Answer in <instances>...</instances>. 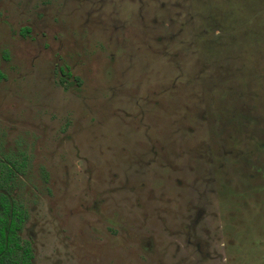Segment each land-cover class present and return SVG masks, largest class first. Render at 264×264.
Instances as JSON below:
<instances>
[{"label": "rangeland", "instance_id": "rangeland-1", "mask_svg": "<svg viewBox=\"0 0 264 264\" xmlns=\"http://www.w3.org/2000/svg\"><path fill=\"white\" fill-rule=\"evenodd\" d=\"M0 71L33 264H264V0H0Z\"/></svg>", "mask_w": 264, "mask_h": 264}, {"label": "trees", "instance_id": "trees-1", "mask_svg": "<svg viewBox=\"0 0 264 264\" xmlns=\"http://www.w3.org/2000/svg\"><path fill=\"white\" fill-rule=\"evenodd\" d=\"M3 58L7 59L6 53ZM3 79L4 74L0 71V81ZM22 169L23 164L16 160L0 159V189H8ZM26 219L27 212L22 204L0 192V264H29L30 246L18 235Z\"/></svg>", "mask_w": 264, "mask_h": 264}, {"label": "flooded vegetation", "instance_id": "flooded-vegetation-1", "mask_svg": "<svg viewBox=\"0 0 264 264\" xmlns=\"http://www.w3.org/2000/svg\"><path fill=\"white\" fill-rule=\"evenodd\" d=\"M1 160H3V158L1 157ZM6 190V189H5ZM5 190L4 189H0V192L1 193H3V194H5L6 196H8L6 193H5ZM15 200V199H14ZM23 206V205H22ZM24 207V206H23ZM26 210V209H25ZM27 212V211H26ZM27 218H28V213H27ZM27 220V219H26ZM26 220H25V222H24V224H23V228H24V225H25V223H26ZM23 228H22V230H23ZM22 230L18 233V235H19V237L21 238V239H23L22 238V236H21V233H22ZM24 241H26V242H28V244H29V246H30V249H31V258H30V262H29V264H33V259H34V253H33V249H32V246H31V244H30V242L28 241V240H25V239H23Z\"/></svg>", "mask_w": 264, "mask_h": 264}]
</instances>
